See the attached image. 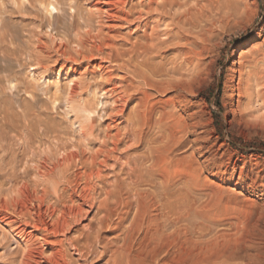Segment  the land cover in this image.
<instances>
[{
	"label": "bare ground",
	"instance_id": "obj_1",
	"mask_svg": "<svg viewBox=\"0 0 264 264\" xmlns=\"http://www.w3.org/2000/svg\"><path fill=\"white\" fill-rule=\"evenodd\" d=\"M126 1L124 0V3ZM219 1L141 0L134 11L131 9L126 11V7L119 9L123 6V1L106 0L102 1V8L96 6L105 19L103 21L108 22L111 19L114 22L112 18L121 17L125 22L131 18L133 25L137 27L136 30H133L135 29L133 27L129 28L121 44H112L113 41L108 43L106 37L105 40L102 36L89 35L87 39L77 42L79 50H76L75 54L67 50L59 52L62 72L70 65L71 73L72 71L76 73L77 69L72 64L98 58L107 64V67L104 68L101 63L95 67L101 70L112 68L115 72L120 71L126 75L125 78L110 80L113 84L112 88L109 87L117 107L115 116L117 115L124 125L122 128L121 125L118 128L116 126V130L113 128L114 133L109 132L111 135L106 137L108 138L106 145L93 155L89 154L92 150L87 152L92 147L83 149L78 143L76 147L70 138V141L65 142L55 135L59 131L55 125L46 127L43 132L41 128L37 129L35 133L34 119L32 120L35 114L30 108L24 107L23 114H16L10 102L0 105V128L3 132L9 129L14 131L15 136L20 139L15 140L23 147L30 151L29 141L35 135L41 145L45 146L43 142L51 143L48 147L45 146L49 151L45 149L43 152L44 149L39 148L43 156L33 149L30 154L22 150L21 160L13 155L16 159L12 162L15 172L8 180L15 185L9 190L11 193L9 200L3 201L0 198V219L6 218L9 211L23 214L27 219L21 221L24 224L19 225L18 229L14 228L15 232L18 231L22 238L25 235L28 237V234L29 236L33 234L27 232V229L33 228L37 232L46 233L43 235L44 238L41 235L43 244L53 246L46 244L50 250L46 255L43 250L45 245L44 247L40 245L39 249L37 243L36 247L39 250L33 249L35 245L32 248H29V245L28 250H25L28 251L27 254L24 253L26 259H23V264H40L42 260L44 264H63L65 254L58 246L54 247L55 241L52 240V243L50 237L62 236L64 238L62 241L65 240L68 245L72 244V241L68 240L67 235L72 232L81 233V241H84V247L91 255H96V249L102 247V257L107 256L109 264H209L197 260L189 251H183L184 260L180 262L168 255L171 256L173 251L182 247L181 244L192 245L195 228L193 196L199 186L201 170H217L218 178L226 180L225 176L230 175L231 181L236 172L234 170L229 173L235 166L233 167L230 162H222V156L210 153L212 150L204 151L210 140L204 136L200 137L204 124L201 120V111L196 110L199 95L197 88L203 84L206 77L208 78L209 68L218 61L214 53L220 48L224 31L236 23L235 20H228L222 9L218 8ZM42 4L47 12L55 11L58 10L59 1L47 0ZM154 15L155 21L152 20ZM235 52L237 51H234V57ZM231 72L225 86L231 90L232 100L237 102L241 113L238 117H242L240 121L244 123L246 115L252 112L253 106L255 107L254 104L264 98V45L255 46L248 52H241L238 67ZM112 73L109 71L105 75L111 76ZM216 75L221 76V71L217 70ZM74 88L77 89L76 86ZM158 96L163 98L156 100ZM132 103L135 104L126 115L125 112L130 109L128 107ZM244 103H247L246 107H243ZM101 104L104 106L105 103ZM94 108L84 106L82 111L94 117L93 113H96ZM79 128L82 131L81 125ZM89 133L93 135L92 130ZM100 135L95 138L98 139ZM90 137L84 140L95 144ZM200 142L206 143L199 147V150L204 149L203 151L207 153L204 162L194 160L196 157L192 159L196 153L194 151L190 157L178 154L186 146L190 149ZM44 146L42 148H45ZM33 157L39 158V161ZM30 161L36 163L34 166L33 162V169ZM230 165L233 168H230ZM22 166L24 168L21 173L19 168ZM114 166L116 168L113 169ZM31 170H35L39 177L38 182L34 184L36 188L22 180L28 173H33L29 172ZM243 178L241 174L239 185L242 184ZM1 191L2 188L0 193ZM92 213L94 215L90 219ZM248 215L250 216V213ZM114 216L118 218V223L112 229ZM245 218L247 228L252 226V218ZM88 220L89 223L81 231L80 228ZM224 222L222 225L227 226ZM255 223L257 224L250 227V231L258 233L246 234L245 243L248 246L254 245L257 238L264 236L259 234H264V216L258 218ZM220 224L214 225L221 226ZM228 225L232 230L230 224ZM106 229H112L116 234L105 246H101L106 241L104 238L107 235ZM232 241L235 242L233 239ZM134 246L136 248L138 246L137 251L133 250ZM211 264H227V261L218 260Z\"/></svg>",
	"mask_w": 264,
	"mask_h": 264
},
{
	"label": "rangeland",
	"instance_id": "obj_2",
	"mask_svg": "<svg viewBox=\"0 0 264 264\" xmlns=\"http://www.w3.org/2000/svg\"><path fill=\"white\" fill-rule=\"evenodd\" d=\"M13 1L0 0V105L10 102L16 114H23V110L30 108L36 116L32 118V120L34 119L33 127H35V133L37 129L40 130L41 128V132H43L46 127L55 125L59 129L55 135L59 136L63 141L68 142L71 140L76 147L78 144L79 146L82 145V148L87 147L88 149L92 147V149H86L87 152L89 153V150H92L89 154L97 153L108 142L106 137L114 133L113 128L116 130L120 125L121 128L124 125L117 115L115 116L117 107L109 87L113 84L110 80L125 78L126 75L120 71L115 72L112 68L110 70L102 69L105 71L103 73L95 65L101 63L105 68L107 64L101 59L99 61L98 58L89 61L85 60L80 64H72L77 69L76 73L73 71L71 73L70 65L62 72V61L59 60V52L67 50L75 54V51L79 50L77 42L81 39H87L86 37L89 35L102 36V39L106 40L108 38L106 40L108 43L113 41L112 44H121L123 38L129 32V28L133 27L135 29H132L136 30L137 25H133L134 22H132L131 18L125 22L121 17L112 18L114 22L111 19L108 22L103 21L104 17L99 13L100 11L96 6L102 8L103 2L106 0H58V10H50L49 12L42 4V2H47V0ZM114 1H123L124 3V0ZM138 1L140 2L141 0H127V5L125 2L121 8H119L121 5L118 8L126 7V11L130 9L134 11L139 3ZM218 8L222 9V13L228 20H235L236 23L232 25L233 28L230 27V29L224 31L222 41L219 44L220 48L216 49L214 53L215 56L217 55L218 61L209 68L208 78L206 77L203 84H200L197 88L199 95L196 110L201 111V120L204 124V128L201 129L202 133H200V130L198 132L200 137L204 136L210 141L207 144L200 142L195 145L196 147H192L193 149H189V146H186L178 154L190 157L193 156L192 153L194 151L196 153L192 159L196 157L194 160L197 159L198 162H204L207 155L205 152L212 150L210 153L222 156V162H230L233 167L235 166L233 168L230 165V168L232 167L233 169L229 170V173L236 171L233 174L234 182L231 181L230 175L225 176L226 180L218 178L217 170H201L199 186L193 196L195 200L193 228H195L192 245L186 246L184 244L185 246H183L181 244L183 248H177L178 250L173 251L171 256L167 253H164V255H168L170 258L175 257L180 262V260H184L183 253L189 251L191 254L193 253L192 255L197 260H202L209 264L218 260L227 261V264H264V244L262 243L264 242V236L257 238L255 246L253 244L248 246L245 243L247 239L245 236L247 237L248 232L252 234L258 233L257 231L251 232L250 227L257 224L255 222L258 218L264 216V98L254 104L255 107L253 106V110L251 109L252 112L246 115L249 121L245 118L246 120H244L247 123L245 121L243 123V121H240L242 117L239 118L241 113L239 112L238 104L232 100L231 90L225 86L226 79L232 74L231 71L238 67L241 52H248L255 46L264 45V0H220ZM233 17H236V19ZM155 18L156 16L154 15L152 20L155 21ZM117 19L121 20L118 21ZM112 23L115 26L111 25ZM234 51H237L235 52V57L233 56ZM98 61L99 63H97ZM91 62H94V64ZM58 70L62 72L60 75H58ZM217 70L221 71V76L216 75ZM107 71L113 72L111 76L105 75V73L108 74ZM75 86L77 89L74 88ZM106 87L107 89H104ZM159 98L162 99L163 97L158 96L156 100H159ZM101 103H105L104 106ZM134 104L132 103V106L128 107L130 109L125 112L126 115ZM84 106H88V108L95 107L96 113H93L95 116L93 117L83 112ZM246 106L247 103H244L243 107ZM111 118L115 120H110ZM236 118L240 122H236ZM77 121L81 124L76 123ZM79 125L83 127L82 131ZM90 130L93 131L92 136L89 133ZM8 131L3 132L0 128V188L3 191L0 193V198L3 201L11 198L9 190L15 185L14 182L10 183L8 180V177L13 176L15 172L13 170L14 163L12 164L14 156H16V159L18 156V160H21L23 151L30 154L33 150L38 151L39 154L42 153L41 156H43L45 149H48L45 146L51 145L50 142H43L45 146L41 145L35 135L29 141L31 143V145L29 144L31 146L29 151L28 148L17 142L20 139L15 136L14 131L10 129ZM81 132L88 134L83 135ZM88 135L93 138L91 139L89 136L92 141H95V144L87 139L84 140L89 138ZM98 135H100L99 138H95ZM104 135L105 138H103ZM203 144L207 146V150L203 149L205 152L202 149V151L199 150L200 145ZM17 145L20 146L18 147ZM43 146L45 148H42ZM212 146L213 148H211ZM39 148L44 149L43 152ZM38 156L40 157V155ZM36 157H33V159H38L37 161H39V158ZM36 160L34 161L37 162ZM34 161H30L31 168L36 165ZM23 168V166L19 168L21 173ZM114 168L116 167L114 166ZM108 170L110 172V169ZM29 172L33 173H28L27 177L25 176L26 178L22 180L28 184L30 183L31 187L34 186L33 188H36L34 184L39 180L37 172L35 170ZM240 173L244 177L243 185L238 184ZM251 186H255V188H251ZM249 213L250 216L248 215ZM22 215L9 211L6 218L0 219V264H23L26 259L24 255L26 256L28 252L25 250H28L29 245V248L35 245L33 249H38L36 247L37 243L39 244L38 247L40 245L44 247L45 245L43 250L46 255L50 253L48 252L50 251L47 248L48 245L53 247L48 243H46L48 245L43 244L41 237L45 236L46 233L37 232L33 228L29 230L28 228L27 232L29 231L33 235L29 236L28 234V237L26 235L23 237L24 239L27 237L25 239V241L29 240L27 241L29 243H27L18 231L15 232V229H18L19 225L24 224L22 222L27 219L24 215L23 217L25 218L22 219ZM93 215L94 213H92L90 219ZM20 217L22 218L20 219ZM245 217L252 218L251 221L253 223H251L253 225L249 226V229L247 228ZM89 220L82 225L81 231L89 223ZM223 222L227 226H223ZM117 223L118 218L114 216L112 218V229ZM215 223H221V226H215ZM228 224H230L232 230ZM208 227H212V229ZM112 229H106L107 235L104 236L106 241L101 246H105L108 241L115 237L116 233H113ZM251 230L254 229L251 228ZM78 234L72 232L67 235L70 238L68 240H71L74 246L70 243L67 245L65 240L62 241L64 239L62 236L50 237L51 241H55L54 247L58 246L62 249V253L65 254V258L63 256V264H109L108 257H102L103 248L101 246V248L98 247L96 249V255H91L84 247V241H81V233ZM226 234L230 237L226 236ZM259 234L264 235L262 233ZM231 237L237 244L232 241ZM58 240L61 242L59 243ZM25 246L27 247L25 248ZM133 250L137 251L138 246L137 248L134 246ZM40 264H44L43 260L40 261Z\"/></svg>",
	"mask_w": 264,
	"mask_h": 264
}]
</instances>
